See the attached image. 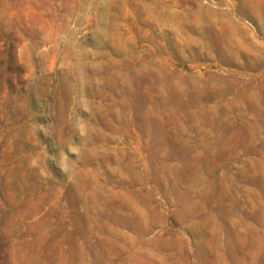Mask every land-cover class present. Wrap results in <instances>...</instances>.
<instances>
[{
	"label": "rangeland",
	"instance_id": "374dc122",
	"mask_svg": "<svg viewBox=\"0 0 264 264\" xmlns=\"http://www.w3.org/2000/svg\"><path fill=\"white\" fill-rule=\"evenodd\" d=\"M0 264H264V0H0Z\"/></svg>",
	"mask_w": 264,
	"mask_h": 264
},
{
	"label": "clouds",
	"instance_id": "9594fccd",
	"mask_svg": "<svg viewBox=\"0 0 264 264\" xmlns=\"http://www.w3.org/2000/svg\"><path fill=\"white\" fill-rule=\"evenodd\" d=\"M38 130L44 132V129L42 127ZM45 135H47L46 132H45ZM69 153H71V155L75 157L79 154V149L76 147H69L66 151L61 150L56 155H50L49 154V156H48L49 159L53 160L56 163L57 167L60 169L62 174H67L68 170L64 167L62 161L67 159ZM57 155L60 156L61 162H57Z\"/></svg>",
	"mask_w": 264,
	"mask_h": 264
}]
</instances>
